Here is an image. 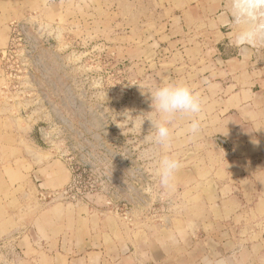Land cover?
Instances as JSON below:
<instances>
[{"label":"rangeland","instance_id":"374dc122","mask_svg":"<svg viewBox=\"0 0 264 264\" xmlns=\"http://www.w3.org/2000/svg\"><path fill=\"white\" fill-rule=\"evenodd\" d=\"M224 11L0 0V264H264V49L234 47ZM164 80L204 101L167 147Z\"/></svg>","mask_w":264,"mask_h":264},{"label":"clouds","instance_id":"9594fccd","mask_svg":"<svg viewBox=\"0 0 264 264\" xmlns=\"http://www.w3.org/2000/svg\"><path fill=\"white\" fill-rule=\"evenodd\" d=\"M222 23L231 29L232 44L243 50L264 49V0H224ZM152 107L158 113L154 141L167 147L172 138V119L181 115L189 119L187 132L195 135L201 127L203 98L181 80H164L152 92ZM181 162L171 155L161 156L158 175L163 188L171 187Z\"/></svg>","mask_w":264,"mask_h":264}]
</instances>
